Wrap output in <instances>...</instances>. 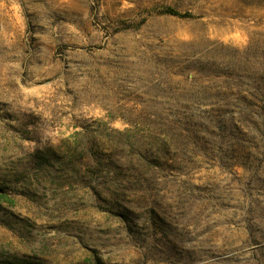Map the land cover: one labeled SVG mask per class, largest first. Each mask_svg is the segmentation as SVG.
<instances>
[{
	"label": "rangeland",
	"instance_id": "rangeland-1",
	"mask_svg": "<svg viewBox=\"0 0 264 264\" xmlns=\"http://www.w3.org/2000/svg\"><path fill=\"white\" fill-rule=\"evenodd\" d=\"M0 264H264V0H0Z\"/></svg>",
	"mask_w": 264,
	"mask_h": 264
},
{
	"label": "trees",
	"instance_id": "trees-1",
	"mask_svg": "<svg viewBox=\"0 0 264 264\" xmlns=\"http://www.w3.org/2000/svg\"><path fill=\"white\" fill-rule=\"evenodd\" d=\"M167 12H172L170 9H167Z\"/></svg>",
	"mask_w": 264,
	"mask_h": 264
}]
</instances>
